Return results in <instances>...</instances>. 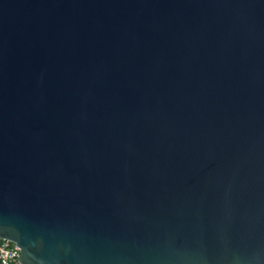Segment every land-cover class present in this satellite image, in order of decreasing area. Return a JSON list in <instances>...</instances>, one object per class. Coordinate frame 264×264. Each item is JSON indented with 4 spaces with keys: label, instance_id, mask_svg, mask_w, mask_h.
Here are the masks:
<instances>
[{
    "label": "water",
    "instance_id": "95a60500",
    "mask_svg": "<svg viewBox=\"0 0 264 264\" xmlns=\"http://www.w3.org/2000/svg\"><path fill=\"white\" fill-rule=\"evenodd\" d=\"M0 238L264 264V0H0Z\"/></svg>",
    "mask_w": 264,
    "mask_h": 264
},
{
    "label": "built area",
    "instance_id": "2783aa9c",
    "mask_svg": "<svg viewBox=\"0 0 264 264\" xmlns=\"http://www.w3.org/2000/svg\"><path fill=\"white\" fill-rule=\"evenodd\" d=\"M20 248L15 243L0 238V264H22Z\"/></svg>",
    "mask_w": 264,
    "mask_h": 264
}]
</instances>
